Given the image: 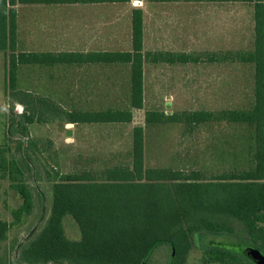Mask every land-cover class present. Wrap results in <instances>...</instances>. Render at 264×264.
<instances>
[{
    "label": "trees",
    "instance_id": "16d2710c",
    "mask_svg": "<svg viewBox=\"0 0 264 264\" xmlns=\"http://www.w3.org/2000/svg\"><path fill=\"white\" fill-rule=\"evenodd\" d=\"M88 0H0V51L7 56L10 96L24 105L21 113L10 117L12 135L20 131L28 136V125L35 122L65 125L72 123H126L133 120V108H142L143 95V14L133 10L132 52H97L88 55L52 52H17L18 3H54ZM124 2L129 0H90ZM254 2L255 44L251 51H229L230 60L255 65V103L252 109H230L219 114L207 110H160L146 112L149 125L202 124L218 117L230 122H246L254 127V160L249 169L214 173L207 180L199 169L148 167L145 163V135L135 126L131 161L116 163L95 172L49 175L51 208L48 217L31 230L21 242L14 240L9 250H17V259L2 246L8 240L13 222L0 217V264H151L160 245L171 249L168 264H186L193 249L202 259L192 264H264V0ZM153 61H189L187 54L154 52ZM198 55L195 59L199 61ZM131 62L133 108L84 112L66 109L52 99L18 89L19 67L27 64L54 65L80 61ZM12 138L9 139V142ZM35 145V143H34ZM19 140L17 152L7 142L0 145V172L23 197L13 211L17 220L31 214L34 194L27 182L33 171L29 148L24 152ZM29 147V148H28ZM43 204V195L38 192ZM72 217L80 230L79 239H70L64 229L66 217ZM215 238L235 239L242 250L228 248ZM225 242V241H224ZM18 246V247H17Z\"/></svg>",
    "mask_w": 264,
    "mask_h": 264
},
{
    "label": "crops",
    "instance_id": "0c3cea01",
    "mask_svg": "<svg viewBox=\"0 0 264 264\" xmlns=\"http://www.w3.org/2000/svg\"><path fill=\"white\" fill-rule=\"evenodd\" d=\"M143 14V95L142 108H133V72L131 62L80 61L54 65H21L18 89L40 94L66 109L84 112L133 108V120L126 123H72L78 129V141L95 154L97 127L87 124H126L142 126L145 135V163L148 167L149 132L165 126L183 127L191 136L200 125L214 127L211 138H228V124L247 125L211 118L202 124L184 123L149 125L146 112L160 110H207L219 114L225 110H250L255 103V65L230 60L229 51H251L255 44L254 2L241 0H129L124 2L77 1L54 3H18L17 52H52L55 54L97 52H132L133 10ZM154 52L187 54L189 61H153ZM201 59L196 61L197 56ZM7 56H3L4 82L0 85V106H24L7 92ZM26 66V68H24ZM32 80L33 87L21 83ZM44 78V86L40 81ZM35 86V87H34ZM194 106L204 108H191ZM153 107V108H151ZM177 107V108H174ZM190 107V108H178ZM144 113L143 124L136 125L137 113ZM223 128L225 131H223ZM210 134V133H209ZM253 146V144H252ZM85 151V150H84ZM129 161H131V152ZM247 152V150H246ZM245 153V152H244ZM83 154V153H82ZM254 155L251 164L253 166ZM169 167V166H166ZM173 167V166H170ZM194 170L200 168L185 169ZM245 168V169H248ZM235 170V169H223ZM243 170V169H242Z\"/></svg>",
    "mask_w": 264,
    "mask_h": 264
},
{
    "label": "rangeland",
    "instance_id": "374dc122",
    "mask_svg": "<svg viewBox=\"0 0 264 264\" xmlns=\"http://www.w3.org/2000/svg\"><path fill=\"white\" fill-rule=\"evenodd\" d=\"M3 56L4 51H0V85L4 82ZM39 79L43 87L44 78L40 77ZM21 83L33 87L32 80L25 77L21 78ZM191 108L204 107L194 106ZM23 110L24 106H16L13 103H9L7 107L0 106V145L8 142L12 151L17 152L18 141L21 140L24 143V152L27 156L26 146L31 140L33 148H28L32 159V169L40 176L35 178V176H31L32 173L28 172L27 182L34 194L35 204L31 214H24L20 220H17L13 211L22 205L23 197L12 187L10 178L7 175L3 176V173L0 172V217L14 223L8 232V240L3 243L2 251L7 249L8 255L14 260L17 259L18 252L9 250L12 241L25 240L30 231L44 222L50 213L52 178L49 175L56 171L61 174L95 172L116 163H128L129 151L132 147V140L129 137L130 127L126 124H87V126L97 127V129L91 130L95 131L98 136L95 139L97 147L95 154H87L91 151L86 146L83 148L82 143L80 144L78 141L76 125L35 122L28 125L29 134L27 137L20 131H16L12 135L10 134L12 127L10 117ZM135 122L136 125L143 124V112L136 114ZM209 126L208 124L198 126L195 134H191V136L184 134L183 127L179 126H165L151 130L148 133L150 136L147 151L148 163L185 169L200 168L207 180L213 177L214 173L222 172L223 169L241 171L248 168L254 155L251 129L249 131V127L244 124H228L226 128L228 138L223 144H220V140L211 138L215 129ZM223 131H225L224 128ZM10 138L12 139L9 142ZM38 192L42 193L44 197L43 204L39 201ZM64 229L70 239L80 238L78 224L72 217L65 218ZM224 241L215 238L216 244L221 242L228 248L236 251L242 250V244L237 243L235 239H224ZM170 255L171 249L160 245L151 258V264H168ZM202 256L201 250L193 249L187 257L186 264L197 263L202 259Z\"/></svg>",
    "mask_w": 264,
    "mask_h": 264
}]
</instances>
